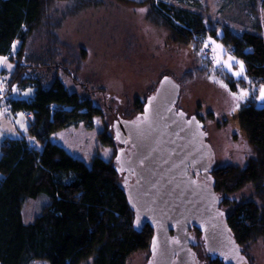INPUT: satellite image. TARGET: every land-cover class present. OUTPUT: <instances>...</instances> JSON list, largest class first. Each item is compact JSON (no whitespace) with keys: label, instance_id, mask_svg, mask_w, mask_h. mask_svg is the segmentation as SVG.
<instances>
[{"label":"trees","instance_id":"16d2710c","mask_svg":"<svg viewBox=\"0 0 264 264\" xmlns=\"http://www.w3.org/2000/svg\"><path fill=\"white\" fill-rule=\"evenodd\" d=\"M61 1L0 0V58L10 57L15 63L7 78V101L11 111L28 112L30 122L25 134L6 137L1 143L0 264H29L39 259L49 264H82L90 258L94 264H128L134 253L149 250L153 228H134L124 175L115 159L95 156L88 166L50 138L56 130L71 124L91 123L103 114L102 107L91 97L70 90L59 77L46 84L40 77L28 76L22 62L30 37ZM154 7L175 38L193 44L197 54L195 37L216 38L222 29L223 45L232 48L244 62L246 77L222 72L218 79L235 94L249 92L241 100L238 113L256 155L244 168L224 165L214 168L213 174L218 192L231 194L248 183L256 186L260 201L236 203L227 219L241 245L264 237V105L258 106L251 94L253 84H264V37L257 31H235L229 25L209 28L196 12L164 1ZM17 40L21 46L13 52L12 44ZM213 69L214 65L206 62L189 75L209 76ZM6 71L0 63V76ZM27 84L34 86L33 95L14 98V86ZM100 138L116 147V156L123 150L107 130L100 133ZM41 195L48 198L47 203L34 221L26 222V202ZM196 234L200 239L199 229ZM211 264L224 263L215 259Z\"/></svg>","mask_w":264,"mask_h":264},{"label":"rangeland","instance_id":"374dc122","mask_svg":"<svg viewBox=\"0 0 264 264\" xmlns=\"http://www.w3.org/2000/svg\"><path fill=\"white\" fill-rule=\"evenodd\" d=\"M160 1L196 12L209 28L229 25L235 31H257L264 37L262 0H63L52 8L50 18L30 37L22 59L26 74L40 77L46 84L61 78L70 90L78 91L82 97H91L102 107L103 114L91 123L80 122L56 130L51 141L59 142L88 166L95 156L114 160L116 147L105 144L100 133L107 130L109 135L113 134L112 125L116 120L132 119L141 113L159 80L171 75L182 86L178 107L189 116L199 115L206 125L207 141L217 158L215 168L233 164L244 168L256 155L238 113L241 100L249 92L235 94L218 79L222 72L231 73L235 78L246 77L243 60L223 45L222 29L216 38L195 37L200 52L197 54L193 44L176 39L173 30L159 16L154 6ZM209 43L220 48L219 61L213 64L212 74L189 75L209 62L204 55ZM12 45L13 52H17L20 40ZM1 58H6L2 64L7 71L0 76L3 90L0 148L3 139L22 136L30 124L28 112H14L9 108L7 78L15 63L10 57ZM241 64L243 72L237 75ZM13 89L14 98H30L35 91L32 84ZM262 89L264 84H253L251 88L258 106L264 105L260 99ZM242 93H247L243 99ZM219 193L223 198L221 209L227 215L236 203L259 200L252 183L231 194ZM47 201L45 195L27 201L23 209L25 221H34ZM198 240L195 246L198 258L211 264L202 239ZM243 251L250 264H264V237L243 244ZM150 254V249L140 250L128 259V264H147ZM29 264L49 263L39 259ZM82 264L94 262L90 258Z\"/></svg>","mask_w":264,"mask_h":264},{"label":"water","instance_id":"95a60500","mask_svg":"<svg viewBox=\"0 0 264 264\" xmlns=\"http://www.w3.org/2000/svg\"><path fill=\"white\" fill-rule=\"evenodd\" d=\"M157 84L141 113L112 125L124 146L115 163L134 228H153L147 264H206L196 254V229L212 261L250 264L221 209L217 158L204 121L178 107L182 86L175 78L164 75Z\"/></svg>","mask_w":264,"mask_h":264},{"label":"built area","instance_id":"2783aa9c","mask_svg":"<svg viewBox=\"0 0 264 264\" xmlns=\"http://www.w3.org/2000/svg\"><path fill=\"white\" fill-rule=\"evenodd\" d=\"M230 50H231V52H233L232 48ZM219 52H220V48L209 43L205 47L204 55H205V57H207L209 62H211L212 64H217V62L219 61V55H218ZM2 93H3V90L0 87V95H2Z\"/></svg>","mask_w":264,"mask_h":264},{"label":"snow or ice","instance_id":"6c2138e0","mask_svg":"<svg viewBox=\"0 0 264 264\" xmlns=\"http://www.w3.org/2000/svg\"><path fill=\"white\" fill-rule=\"evenodd\" d=\"M4 59H6V58H0V63H2ZM9 67H11V65H9ZM242 72H243V65L241 64V72L240 73H237V75H240ZM245 95H247V93H242L240 98L243 99V97ZM260 99L261 100H264V89L261 90Z\"/></svg>","mask_w":264,"mask_h":264},{"label":"crops","instance_id":"0c3cea01","mask_svg":"<svg viewBox=\"0 0 264 264\" xmlns=\"http://www.w3.org/2000/svg\"><path fill=\"white\" fill-rule=\"evenodd\" d=\"M2 67L4 68L3 64H2ZM6 69V68H5Z\"/></svg>","mask_w":264,"mask_h":264}]
</instances>
